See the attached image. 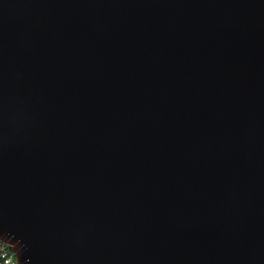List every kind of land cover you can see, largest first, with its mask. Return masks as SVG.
Wrapping results in <instances>:
<instances>
[{"label":"water","instance_id":"95a60500","mask_svg":"<svg viewBox=\"0 0 264 264\" xmlns=\"http://www.w3.org/2000/svg\"><path fill=\"white\" fill-rule=\"evenodd\" d=\"M0 242L264 264V0H0Z\"/></svg>","mask_w":264,"mask_h":264},{"label":"built area","instance_id":"2783aa9c","mask_svg":"<svg viewBox=\"0 0 264 264\" xmlns=\"http://www.w3.org/2000/svg\"><path fill=\"white\" fill-rule=\"evenodd\" d=\"M0 264H17L13 254H11L8 248L4 246L1 242H0Z\"/></svg>","mask_w":264,"mask_h":264}]
</instances>
